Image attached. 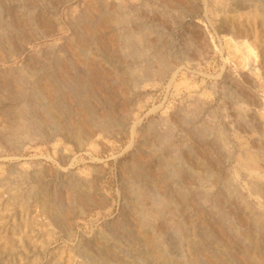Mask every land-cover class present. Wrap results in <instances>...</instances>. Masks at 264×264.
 I'll list each match as a JSON object with an SVG mask.
<instances>
[{"label": "rangeland", "instance_id": "1", "mask_svg": "<svg viewBox=\"0 0 264 264\" xmlns=\"http://www.w3.org/2000/svg\"><path fill=\"white\" fill-rule=\"evenodd\" d=\"M228 39L257 76L224 64ZM247 99L264 106V0H0V264H264ZM190 145L238 197L190 191Z\"/></svg>", "mask_w": 264, "mask_h": 264}, {"label": "bare ground", "instance_id": "2", "mask_svg": "<svg viewBox=\"0 0 264 264\" xmlns=\"http://www.w3.org/2000/svg\"><path fill=\"white\" fill-rule=\"evenodd\" d=\"M253 14H255V16H258V12L257 10H254L253 11ZM112 19V22L114 23H118L120 21V16L116 17V18H111ZM105 21L103 20V22L100 23V25L98 27H101L103 25H105ZM130 37V36H129ZM233 37V36H232ZM235 40V39H234ZM225 40L223 42H221V45H222V49L223 51L225 52L224 54L226 55V60H224V64H227V60L230 61V64L231 62H233L236 66H239L240 69L242 70V68H250V70L252 69L253 71V74L255 76H257L256 72H255V69H254V49L252 48V45L245 41L244 39H241V40ZM142 41V40H141ZM125 43V42H124ZM129 43V42H128ZM137 47V46H136ZM10 51V50H9ZM200 52V51H199ZM203 54V53H202ZM80 56V55H79ZM78 56V57H79ZM155 58V57H154ZM157 58V57H156ZM160 58V59H159ZM158 60H159V69L158 70V74L159 73H164V72H167L169 71L168 69L170 68L171 69V66L169 67L168 63L164 60V58L160 57L159 56ZM78 60V58H77ZM81 61V60H80ZM138 67V66H137ZM242 67V68H241ZM116 70V69H115ZM172 70V69H171ZM161 71V72H160ZM171 72V71H170ZM252 73V72H251ZM106 75V74H105ZM254 77V76H253ZM165 78V77H164ZM259 81V80H258ZM255 82V81H254ZM258 86V85H257ZM175 87V86H174ZM41 88L46 92L50 93V90H51V85L48 81H45V82H42L41 84ZM55 92V91H54ZM51 94V93H50ZM190 95V94H189ZM52 96V95H51ZM232 96V95H231ZM247 104V105H250V104H255V107L259 108L261 110V112L258 114V117H259V120L261 121L260 125L261 126H257V127H254V128H250V130H245V131H242V133L244 132L245 134H257V135H260V127L262 129H264V106H262L260 103H257V102H254L252 101V99H247L246 101L243 102V104ZM195 106V104H194ZM198 108V107H197ZM194 111H197L196 108L192 107V111L191 113H194ZM200 111V110H198ZM51 112V110H50ZM53 112V111H52ZM51 112V113H52ZM48 113V112H47ZM55 115V114H54ZM241 115V114H240ZM25 117V116H24ZM23 119V118H22ZM244 119V118H243ZM55 122V121H54ZM24 124V123H23ZM57 124V123H56ZM246 124V122H245ZM244 124V125H245ZM253 126V125H252ZM20 127V125H19ZM179 129L182 127L181 124H177V126ZM22 128V126L20 127ZM60 136H62V138H65V139H75V140H79L80 139V135L79 133L75 130V129H70L68 128V126L66 127L64 124L63 125H60ZM14 130V129H13ZM58 130V129H57ZM183 130V129H182ZM206 130V129H205ZM16 131V130H15ZM201 133V132H200ZM205 133V132H204ZM221 134V133H220ZM205 136V135H204ZM220 137V136H219ZM64 140V139H63ZM223 142V141H222ZM252 142V143H251ZM178 143V142H177ZM242 143V144H241ZM241 153L238 155V165L243 168L244 172L246 171L247 173L249 172H255V173H250L249 175H252L254 176V181L252 182H248L247 184L249 185L248 187V190L250 192V194L252 195H257L258 197H262L264 198V182L261 180L263 179L262 176L260 175L259 172L260 171V154L258 153V150L262 149V144L260 143L259 144V147H255L254 146V141H250V142H243L241 141ZM182 144V143H181ZM181 146V145H180ZM240 146V145H239ZM191 145L189 146V148L187 149L188 150V155L190 156L191 158V166L188 167L189 170H191L193 173L194 176H196L197 179H199L202 183H203V189L202 190H199V187L198 186V189H196L195 191H192L193 189H190V191L193 193V192H198V193H201L199 191H205L207 192L205 195L207 196H213V194H217V196H219V198L222 197L221 193L226 192L225 194L227 195L228 193H230V196L231 197H238V195H236V192L233 191L231 189V186H232V183L230 182V179L227 177V176H223L221 174H219L217 171H216V167L215 165H213L211 162H206L204 160V157H203V154L200 153L199 151L196 152L194 149H190ZM179 150H178V156H179V159L182 157V153L183 152V149L178 147ZM257 148V149H256ZM255 149V151H254ZM182 159V158H181ZM182 161V160H181ZM179 164V170L182 169V166L183 165V161ZM236 161V162H237ZM184 168V167H183ZM185 169V168H184ZM178 170V171H179ZM198 171V172H197ZM178 174V177L179 179H182V181L184 180V173H182V171H179L177 172ZM191 174V173H190ZM237 175V173L235 174ZM234 175V176H235ZM191 177L192 176H189V182L191 180ZM250 177V176H249ZM194 178V177H193ZM195 179V178H194ZM233 180H234V177H233ZM199 183V182H198ZM202 185V184H201ZM235 186V185H234ZM202 188V186H201ZM234 188V187H233ZM235 189V188H234ZM237 189V188H236ZM178 198L180 200H178V203L179 205L176 206V208L180 211L182 209V203H183V200H184V195L185 194V190L179 186L178 187ZM202 196V195H201ZM195 198V197H194ZM194 198L191 199V202L194 200ZM203 198V197H202ZM216 196L214 197V202L216 200ZM234 199V198H233ZM168 204V203H167ZM215 204V203H213ZM44 205L45 206V209L46 210H50V205L49 204H46V202H44ZM237 210V209H236ZM238 211V210H237ZM250 211V214L256 219L255 221L261 225L262 223V220H263V217L259 216L257 214V212L253 209V210H249ZM239 212V211H238ZM179 213V212H178ZM242 213V212H241ZM198 215V214H197ZM180 216V215H179ZM146 217V216H145ZM243 217H241V220H242ZM147 219V218H146ZM261 223V224H260ZM257 224V225H258ZM261 228H264L263 226ZM188 238V236H186ZM191 245V244H190ZM195 245V243H194ZM249 248V247H248ZM172 263V262H171ZM229 264V263H228ZM263 264V263H262Z\"/></svg>", "mask_w": 264, "mask_h": 264}]
</instances>
